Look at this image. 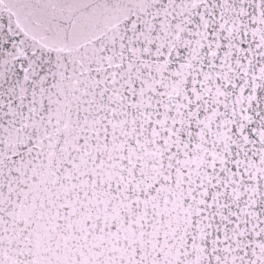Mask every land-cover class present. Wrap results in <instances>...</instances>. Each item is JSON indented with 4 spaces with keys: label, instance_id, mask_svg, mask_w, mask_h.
<instances>
[{
    "label": "snow or ice",
    "instance_id": "snow-or-ice-1",
    "mask_svg": "<svg viewBox=\"0 0 264 264\" xmlns=\"http://www.w3.org/2000/svg\"><path fill=\"white\" fill-rule=\"evenodd\" d=\"M0 264H264V0H0Z\"/></svg>",
    "mask_w": 264,
    "mask_h": 264
}]
</instances>
